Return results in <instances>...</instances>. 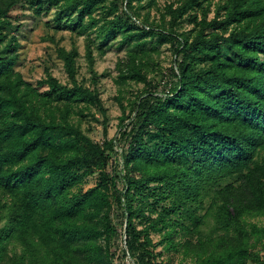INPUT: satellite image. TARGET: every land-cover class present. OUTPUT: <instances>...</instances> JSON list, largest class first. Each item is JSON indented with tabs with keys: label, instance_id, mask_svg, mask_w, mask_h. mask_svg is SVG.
Listing matches in <instances>:
<instances>
[{
	"label": "trees",
	"instance_id": "trees-1",
	"mask_svg": "<svg viewBox=\"0 0 264 264\" xmlns=\"http://www.w3.org/2000/svg\"><path fill=\"white\" fill-rule=\"evenodd\" d=\"M158 3L0 0V264H114L120 231L133 264H162L181 234L196 264H264V0H173L151 20ZM26 11L85 37L94 76L95 50L119 40L121 81L146 87L119 137L94 142L75 122L103 111L76 48L57 49L71 85L15 70ZM153 43L175 55L156 85Z\"/></svg>",
	"mask_w": 264,
	"mask_h": 264
},
{
	"label": "rangeland",
	"instance_id": "rangeland-1",
	"mask_svg": "<svg viewBox=\"0 0 264 264\" xmlns=\"http://www.w3.org/2000/svg\"><path fill=\"white\" fill-rule=\"evenodd\" d=\"M173 0H159L158 8L150 11L151 20H160L161 12H164L165 6ZM146 11L142 14L145 15ZM25 24L22 32L18 35V42L21 47L18 51L19 59L15 70L20 72L26 82L36 87L37 82L46 76V71H50L62 84L71 85L68 75L64 68V62L58 57L57 49L64 47L67 51L77 49L78 58V76L79 83L86 87L96 89L102 100V110L96 106H90L85 110L83 117H75V122L80 125L83 132L94 142L102 144L106 139L116 138L120 130L119 123L121 117L131 112V102L135 100L138 94L145 90V85L134 81H121L120 64L124 65L127 61L125 50H119V40L112 42V47L105 55H101L95 50L94 73L86 59L85 37L71 33L69 31L55 30L53 12L35 19L29 11L25 12ZM213 14L210 15V18ZM185 29L190 30L191 25L185 24ZM95 37V34H92ZM156 47V51H151V57L147 59L148 79L156 83L161 82L162 74L169 73L171 67H174V49L170 44L158 46L153 43L148 45V49ZM168 72V73H167ZM97 78V83L94 80ZM159 87V92L163 93V87ZM170 86L168 87V89ZM127 121L126 123H128ZM97 183V174L88 177L87 181L80 186L84 191L93 187ZM263 223V222H259ZM207 230V228H202ZM121 236L112 242V261L114 264H133V261L127 257L124 258L123 252L126 250L125 233L120 231ZM192 241H196V238ZM155 243L160 241V237L154 238ZM176 242L179 244L176 248L158 247L157 252H161L159 262L162 264H196L194 252L188 251L185 247V237L181 234ZM256 251L264 259V243L258 245ZM252 264V263H248Z\"/></svg>",
	"mask_w": 264,
	"mask_h": 264
}]
</instances>
